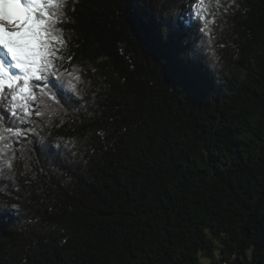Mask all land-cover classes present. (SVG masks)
<instances>
[{"label": "trees", "instance_id": "16d2710c", "mask_svg": "<svg viewBox=\"0 0 264 264\" xmlns=\"http://www.w3.org/2000/svg\"><path fill=\"white\" fill-rule=\"evenodd\" d=\"M189 5L67 0L62 94L0 141V264H264V0Z\"/></svg>", "mask_w": 264, "mask_h": 264}, {"label": "snow or ice", "instance_id": "6c2138e0", "mask_svg": "<svg viewBox=\"0 0 264 264\" xmlns=\"http://www.w3.org/2000/svg\"><path fill=\"white\" fill-rule=\"evenodd\" d=\"M66 2L0 0V141H7L8 136H25L31 131L11 124L8 118L15 117L23 123L25 118L33 115L31 102L38 101L33 90L35 86L41 88V96L51 95L55 99L56 93L62 94L63 76L55 62L63 58L60 51L66 43L63 30L57 27L63 23L61 9ZM215 2L219 4L220 0ZM189 4L190 15L193 10H207L206 0H195L194 3L189 0ZM35 115L41 116L42 113L36 110ZM5 123L8 126L4 127ZM4 147L8 148L9 145L5 143ZM8 167H11V163H8ZM5 214V210L0 208V217Z\"/></svg>", "mask_w": 264, "mask_h": 264}, {"label": "rangeland", "instance_id": "374dc122", "mask_svg": "<svg viewBox=\"0 0 264 264\" xmlns=\"http://www.w3.org/2000/svg\"><path fill=\"white\" fill-rule=\"evenodd\" d=\"M33 84H36V82H33ZM219 256H220V252L218 251V249H216L215 257L218 258ZM199 259H200L199 264H210L209 263L210 259L205 255L200 254Z\"/></svg>", "mask_w": 264, "mask_h": 264}, {"label": "water", "instance_id": "95a60500", "mask_svg": "<svg viewBox=\"0 0 264 264\" xmlns=\"http://www.w3.org/2000/svg\"><path fill=\"white\" fill-rule=\"evenodd\" d=\"M239 259L237 257H234L230 262H228L227 264H240L239 263Z\"/></svg>", "mask_w": 264, "mask_h": 264}, {"label": "bare ground", "instance_id": "6f19581e", "mask_svg": "<svg viewBox=\"0 0 264 264\" xmlns=\"http://www.w3.org/2000/svg\"><path fill=\"white\" fill-rule=\"evenodd\" d=\"M189 7H190V5H189Z\"/></svg>", "mask_w": 264, "mask_h": 264}]
</instances>
